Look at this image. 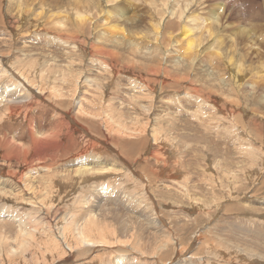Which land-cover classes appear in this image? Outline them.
Here are the masks:
<instances>
[{"label":"rangeland","instance_id":"rangeland-1","mask_svg":"<svg viewBox=\"0 0 264 264\" xmlns=\"http://www.w3.org/2000/svg\"><path fill=\"white\" fill-rule=\"evenodd\" d=\"M112 1L0 0V264H264V0Z\"/></svg>","mask_w":264,"mask_h":264},{"label":"bare ground","instance_id":"bare-ground-1","mask_svg":"<svg viewBox=\"0 0 264 264\" xmlns=\"http://www.w3.org/2000/svg\"><path fill=\"white\" fill-rule=\"evenodd\" d=\"M110 1H112V0H108V2H110ZM168 1L169 0H163V3H165V4H169V5H175V4H177L178 2H176V0H170V2L168 3ZM196 1H198V0H196ZM200 1V0H199ZM198 1V2H199ZM215 2H217V1H219V0H214ZM223 1V0H222ZM227 1V0H226ZM113 2V1H112ZM173 2V3H172ZM183 2H185V1H183ZM193 2V1H192ZM224 2V1H223ZM231 2V1H230ZM59 3H60V1H59ZM91 4V3H90ZM191 4V3H190ZM198 4V3H197ZM57 5V4H56ZM56 5H54V6H56ZM187 5V4H186ZM226 5V4H225ZM98 6V5H97ZM227 6V5H226ZM94 7V6H93ZM184 7H186L185 5H180L179 6V9H180V15H181V17H186V19H184L185 21H184V23H183V26H182V29L181 30H177V28H178V25H177V23H176V20L175 19H172L171 17L169 18V19H167L166 20V22L164 21V18L162 19L163 20V22L161 23V21L159 20V18H158V22H156V25H155V34L157 35V34H159V35H161L160 37H162V35H164L165 36V33L166 32H168L169 34H174V32H176V31H180L181 33V36H182V40H183V42H184V39H185V47H184V49L186 50V52L185 53H187V51L190 49V47L192 46V43L194 42V40H191V36L190 35H192V33H193V31L194 30H196V27L194 26V25H192L191 23H189L190 21H198L199 23L201 22V20H199V19H205V17L204 16H202L201 14L199 15V13H197L196 14V12H195V14H188L187 12L185 13V8ZM221 7H224L223 6V4L221 5ZM228 7V6H227ZM171 8V7H170ZM172 8H173V10H175V8L172 6ZM196 8V7H195ZM161 9V8H160ZM192 9H194V8H192ZM154 10L155 11H158V9H156V6L154 7ZM167 10H170V9H167ZM195 10V9H194ZM171 11V10H170ZM176 11V10H175ZM210 11V10H209ZM177 12V11H176ZM199 12V11H198ZM211 12V11H210ZM149 13V15L151 14V12H148ZM159 13V12H158ZM160 14H161V11H160ZM173 14V13H172ZM211 14H213L212 12H211ZM88 15V14H87ZM77 16V15H76ZM79 16L80 17H77V18H79V22H78V20L76 21V25H77V29H76V31H75V33L73 32L71 35H70V38H76L77 39V37H78V33L79 32H82V30L83 31H85V32H87L89 29H90V27H91V23H92V17L93 16H86V17H84L83 19L81 18L82 16H83V14H80L79 13ZM109 16H111V13H110V11H108L107 10V17L106 18H108ZM161 17H162V15H160ZM243 16V15H242ZM160 17V18H161ZM125 19L126 20H128V21H132V18H131V16L130 15H127L126 17H125ZM127 21V22H128ZM130 21V22H131ZM59 23H60V19H59V21H58ZM83 24L85 25L84 26V28L82 27L83 26ZM131 24V23H130ZM115 24H112V25H110L111 27L112 26H114ZM161 25H163V31H157L159 28H160V26ZM244 26V25H243ZM243 26H241L240 28H239V30H236L237 31V33L239 32L240 33V36H242L243 34H245V35H247L248 34V32L249 31H251L250 29H247V28H245V27H243ZM89 28V29H88ZM227 28V27H226ZM88 29V30H87ZM59 30H60V28H59ZM137 30V29H136ZM209 30L211 31V32H214V30H212V27L211 28H209ZM78 31V32H77ZM88 32H90V30L88 31ZM235 32V31H234ZM158 36V35H157ZM62 37V33H60V34H58V37H57V41L60 39ZM159 37V38H160ZM219 37V38H218ZM217 38H218V42L219 43H217L216 44V46H219V44L220 43H224V41L223 40H221L220 41V36H218ZM239 38V37H238ZM106 41V40H105ZM177 41V40H176ZM223 41V42H222ZM55 43V42H54ZM233 44V43H232ZM182 45H183V43H182ZM214 48V47H213ZM181 49V48H180ZM215 52H220V51H218V50H216ZM183 53H184V51H183ZM160 54V53H159ZM112 60V59H111ZM107 66V65H106ZM240 66V65H239ZM261 85V84H260ZM259 85V86H260ZM257 86H258V84H257ZM263 86V85H262ZM194 88H196V87H194ZM195 93H197V91L195 92ZM242 93V92H241ZM211 97V96H210ZM212 98V97H211ZM210 98V99H211ZM28 99V98H27ZM26 99V100H27ZM33 100V99H32ZM31 100V101H32ZM213 100V99H212ZM30 101V102H31ZM234 101V100H233ZM29 102V103H30ZM212 102V101H211ZM214 102H215V100H214ZM214 102H212V104H214ZM231 105V104H230ZM16 106V103H7V109H9L10 111H12V109L14 108ZM213 106V105H212ZM216 106V105H215ZM100 109V108H99ZM84 112H85V110H84ZM83 112V113H84ZM88 112V111H87ZM82 113V114H83ZM91 113V112H90ZM84 114H87V113H84ZM88 114H89V112H88ZM163 116V115H162ZM74 120V119H73ZM167 121V120H166ZM173 121H175V120H173ZM158 125V124H157ZM161 126V125H160ZM154 128H157V126L156 127H154ZM107 129V128H106ZM120 131V130H119ZM116 135V134H115ZM184 137V136H183ZM194 137V136H193ZM106 138V137H105ZM111 139V138H110ZM120 139V138H119ZM6 140V139H5ZM105 140V139H104ZM31 143L33 144V146H34V154H36V153H39V154H41L42 153V151H45V150H47V149H50V150H52V151H57V149H59V148H56L57 147V144H58V142H57V140H54L53 141V146L50 144V142H47V141H44V140H37V139H32L31 140ZM93 143V142H92ZM32 146V147H33ZM0 147H2L3 149H4V151H5V155L8 157L9 155L11 156V158L12 157H15L16 155H14V153L16 152V149L17 148H15V146H14V144L12 143V141L10 140V142H7L6 143V141H3V140H1L0 139ZM17 147V146H16ZM15 151V152H14ZM25 152V151H24ZM41 152V153H40ZM48 152V151H47ZM58 152V151H57ZM168 152V151H167ZM49 153H51V152H49ZM24 154V153H23ZM53 154V153H52ZM253 155H254V153H252ZM43 156H44V154H43ZM42 156V157H43ZM262 156H264V155H262ZM9 158V157H8ZM35 158V157H34ZM40 158H41V156H40ZM44 158V157H43ZM6 159V158H5ZM10 159V158H9ZM27 159V158H26ZM25 159V160H26ZM38 159V158H37ZM24 160V159H23ZM7 161V160H6ZM28 161V160H27ZM31 161V160H30ZM33 161V160H32ZM29 162V161H28ZM28 165V164H27ZM30 165V164H29ZM81 167V166H80ZM79 167V170H78V172H83L84 170H85V167H83V168H80ZM87 167V166H86ZM89 168V167H88ZM70 169V168H69ZM95 171H99L98 169H93V172L95 173ZM86 172V171H85ZM26 177V176H25ZM264 181V180H263ZM262 183V182H261ZM99 220V219H98ZM93 224H89V225H87V226H91L92 228L91 229H88V227H86V232L85 233H83L81 236H78V241L80 242V243H87V242H91L90 240V238L91 237H94L95 236V234H94V230H95V225H96V222H94V220H92L91 221ZM90 223V222H89ZM250 226V225H249ZM94 228V229H93ZM95 238V237H94ZM95 242V241H94ZM12 255V254H11ZM124 261V257H116V259L113 261V263L114 264H121V262H123Z\"/></svg>","mask_w":264,"mask_h":264}]
</instances>
